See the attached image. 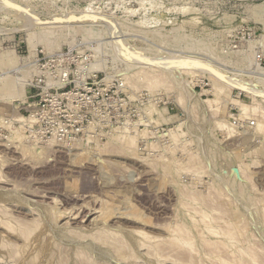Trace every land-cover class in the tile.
Here are the masks:
<instances>
[{"label":"rangeland","instance_id":"rangeland-1","mask_svg":"<svg viewBox=\"0 0 264 264\" xmlns=\"http://www.w3.org/2000/svg\"><path fill=\"white\" fill-rule=\"evenodd\" d=\"M0 61V207L36 223L0 264H264V0H0Z\"/></svg>","mask_w":264,"mask_h":264},{"label":"bare ground","instance_id":"bare-ground-1","mask_svg":"<svg viewBox=\"0 0 264 264\" xmlns=\"http://www.w3.org/2000/svg\"><path fill=\"white\" fill-rule=\"evenodd\" d=\"M158 21V20H157ZM153 22V21H152ZM156 23V22H155ZM151 24V23H150ZM91 31V30H90ZM143 32V31H142ZM124 37V36H123ZM142 37V36H141ZM109 45V44H108ZM117 45V44H116ZM182 52V51H181ZM175 56H177V55H175ZM173 57V56H172ZM8 59V58H7ZM6 59V60H7ZM15 55L14 54H12V56H10V58H9V61H8V63H7V65H9V66H15L14 64L16 63V61H15ZM176 59V58H175ZM184 59V58H183ZM188 59V62L185 60V64L184 65H191V64H193V65H195V67L193 66V68H196V67H198V68H196V70L197 69H199V68H201L200 69V71H206V69H207V67H212V68H214V70H216V72L220 75V78H217V77H215L214 75L212 76V78H213V82H212V85H213V89L215 90V93H216V95H217V99L218 100H220V103H221V101L222 102H224V101H227L229 98V94H230V90L232 89V88H244V85H242L241 84V82H240V79H236L235 78V76L237 77L239 74H237V73H231L230 72V74H233V77H230V76H228V74H229V71L227 70H225V68L223 69L222 67H220V66H218V65H216L215 63H213L212 61H206V60H204V59H199V58H197V57H189V58H187ZM5 60V61H6ZM142 61V60H141ZM176 61V60H175ZM181 61H182V59H181ZM1 62V61H0ZM7 62V61H6ZM143 62V61H142ZM173 62V61H172ZM179 62V61H178ZM220 62V61H219ZM2 63V62H1ZM175 63V62H174ZM180 63H182V62H180ZM2 66V65H1ZM167 66H170V65H167ZM174 66V65H173ZM5 67V66H4ZM7 67V66H6ZM174 67H176V66H174ZM179 67V66H178ZM183 67V66H182ZM186 67V66H185ZM185 67H183V68H185ZM177 68V67H176ZM192 68V67H191ZM103 69V68H102ZM172 69V68H171ZM181 69V68H180ZM180 69H177V70H180ZM173 70V69H172ZM12 71V70H11ZM208 71H209V68H208ZM257 71L259 72V73H262V69H257ZM182 72V71H181ZM251 72V71H250ZM253 72V71H252ZM4 73V72H3ZM189 73V72H188ZM210 74L209 75H211L212 74V72L210 71L209 72ZM12 74V73H11ZM145 76V75H144ZM151 76V75H150ZM155 76V75H154ZM7 77V76H6ZM156 77V76H155ZM154 77V78H155ZM253 77V76H252ZM264 77V76H263ZM145 78V77H144ZM238 78V77H237ZM260 78H262V77H260ZM7 79V78H6ZM12 79V78H11ZM1 80H2V78H1ZM0 80V81H1ZM10 80V79H9ZM11 81V80H10ZM12 82V81H11ZM263 82V81H262ZM6 85V84H5ZM4 88V87H3ZM3 88H1V89H3ZM6 88V87H5ZM238 88V89H239ZM4 90V89H3ZM7 90V89H6ZM242 90V89H241ZM2 91V90H1ZM5 92V91H4ZM4 92H3V94H4ZM7 92V91H6ZM11 92V91H10ZM12 93V92H11ZM6 94V93H5ZM8 94H9V92H8ZM234 102V104H237V106H240V108H241V114H244L245 113V111H247V107L245 106V105H243L241 102H235V101H233ZM225 103V102H224ZM239 108V109H240ZM222 111V110H221ZM223 114H224V112H223ZM29 120V119H28ZM30 120H32V119H30ZM263 122V121H262ZM259 124V123H258ZM261 125V124H260ZM262 125H264L263 123H262ZM262 125L260 126V127H262ZM264 127V126H263ZM261 129V128H260ZM263 130V129H262ZM124 138V137H123ZM20 139H22V137H20ZM127 139V138H126ZM123 140V139H122ZM128 140V139H127ZM126 141V140H125ZM133 142V141H132ZM127 143V142H126ZM130 143V142H129ZM128 143V144H129ZM132 144V143H131ZM26 149H28V148H26ZM26 149H24V151L26 150ZM28 150H26L25 152H23L25 155L28 153L27 152ZM30 153V152H29ZM161 164V163H160ZM171 165V164H170ZM161 166V165H160ZM167 170V169H166ZM164 172V171H163ZM7 181V180H6ZM14 182V181H13ZM9 183H10V181H9ZM8 183V184H9ZM7 184V185H8ZM6 185V184H5ZM10 185V184H9ZM183 192V191H182ZM181 192V193H182ZM32 195H33V193H32ZM206 195H208V194H206ZM217 196V195H216ZM220 196V195H219ZM182 198H183V195L181 196ZM207 197V196H206ZM209 197V196H208ZM45 198V197H44ZM185 198V197H184ZM191 198H192V196H191ZM194 198V197H193ZM197 198V197H196ZM195 198V199H196ZM210 198V197H209ZM214 199H215V197H213ZM179 199H181V198H179ZM189 199V198H188ZM205 199V198H204ZM213 199V200H214ZM185 200H187L186 198H185ZM192 200V199H191ZM199 200V199H198ZM203 200V199H202ZM219 200V199H218ZM188 201H190V200H188ZM193 202H194V200H192ZM197 201V200H196ZM195 201V202H196ZM205 201V200H204ZM182 202V201H181ZM180 201L178 202L179 204L181 203ZM187 202V201H186ZM191 202V201H190ZM194 202V203H195ZM199 202H200V200H199ZM210 202V201H209ZM212 202V201H211ZM184 203H185V201H184ZM216 203V200H215V202H214V204ZM197 204V203H196ZM199 204H201L202 205V203H199ZM186 203L184 204V205H181V206H183V208H186L184 211H186L188 208H190V207H186ZM194 205V204H193ZM198 205V204H197ZM204 205H206L205 203H204ZM16 206V205H15ZM14 206V207H15ZM190 206V205H189ZM192 206V205H191ZM6 207V206H5ZM4 207V205H3V207L1 206L0 207V229L2 228L3 230H4V232H5V234H4V232L3 233H0V246H1V251L2 250H4V249H8V251L10 250V251H13V250H15V254H17L18 255V253L19 252H23V250H21V251H19V249H22V248H24L27 244H28V241L31 239V236L34 234V232H33V230H34V228H32L33 226H35L36 225V223L34 224V225H31L32 224V222H30V221H28L27 220V217L28 216H32V214H34V213H30V215H27V217L26 216H24L23 218L22 217H18V216H15V214L13 215V214H11L12 212H11V210L9 211V209H6ZM132 207V206H131ZM193 207V206H192ZM191 207V208H192ZM17 208V207H16ZM190 208V209H191ZM179 209V208H178ZM181 209V208H180ZM189 209V210H190ZM198 209V208H197ZM213 209V208H212ZM211 209V210H212ZM88 210V209H87ZM183 210V209H182ZM192 210H194V209H192ZM210 210V209H209ZM209 210H208V212H209ZM15 211V210H14ZM31 211V210H30ZM57 211V210H56ZM94 211V210H93ZM177 211V210H176ZM180 211V210H179ZM203 211V210H202ZM207 211V210H206ZM36 212V211H35ZM99 212H101V211H99ZM187 212H189L188 210H187ZM192 212V211H191ZM201 212V211H200ZM16 213H17V210H16ZM20 214H22L21 212H19ZM52 213V212H51ZM60 212H58V214H59ZM95 213V212H94ZM105 213V212H104ZM107 213V212H106ZM106 213L103 215V216H105L106 215ZM190 213V212H189ZM194 213V212H193ZM192 213V214H193ZM196 214L198 213V212H195ZM211 213V212H210ZM66 214V213H65ZM101 214H103V213H101ZM100 214V215H101ZM128 214V213H127ZM188 214V213H187ZM200 214V213H199ZM37 215V214H36ZM35 215V216H36ZM92 215V214H91ZM129 215V214H128ZM139 215V214H138ZM141 215V214H140ZM140 215H139V217H140ZM200 215H202V214H200ZM200 215H198L199 217H200ZM204 215H206V214H204ZM204 215H202L203 217H205ZM208 215V214H207ZM212 215V214H211ZM63 216V215H62ZM59 217L57 214H56V217H57V219H58V217L59 218H63V217ZM88 216V215H87ZM90 216V215H89ZM102 216V218L103 219H105V217L107 216H105V217H103ZM108 216H110V215H108ZM107 216V217H108ZM112 216V215H111ZM110 216V217H111ZM188 216V215H187ZM215 216V215H214ZM213 216V217H214ZM107 217H106V219H107ZM109 217V218H110ZM122 217V216H121ZM198 217V218H199ZM209 217V216H208ZM208 217H206V218H208ZM211 217V216H210ZM39 218V217H38ZM96 218H98V217H96ZM143 218V217H142ZM188 218V217H187ZM191 218V217H190ZM194 218H196V216H194ZM205 218V219H206ZM70 219V218H69ZM73 219V218H72ZM102 219V220H103ZM113 219V218H112ZM121 219H123V220H126L127 222H130L131 224L133 223V224H137V225H142V223H141V221H140V219L139 218H136V219H132V218H130V217H122ZM189 219V218H188ZM200 220H201V217L199 218ZM215 220H216V218H214ZM37 220H39V219H37ZM53 220H54V222H55V219L53 218ZM98 220V219H97ZM96 220V221H97ZM118 220V219H117ZM143 220V219H142ZM183 220V219H182ZM210 219L208 218V221H209ZM35 222H36V220H34ZM106 221V220H105ZM190 221H192V220H190ZM193 221L195 222V219H193ZM198 221V220H197ZM202 221H204L203 220V218H202ZM211 221H213V224H214V220L213 219H211ZM39 222H40V220H39ZM84 222V221H83ZM126 222V223H127ZM146 222V221H145ZM200 222V221H199ZM215 222H217V221H215ZM177 222H175L174 224H176ZM178 223L179 224H183V223H181V222H179L178 221ZM177 223V224H178ZM192 223V222H191ZM206 223V222H205ZM207 223H209V225H210V222H207ZM41 224V223H40ZM40 224H39V226H40ZM93 224V223H92ZM145 224V223H144ZM143 224V225H144ZM176 224V225H177ZM178 224V225H179ZM193 224H195V223H193ZM192 224V225H193ZM69 225V224H68ZM142 225V226H143ZM177 225V226H178ZM202 225V224H201ZM200 225V226H201ZM205 225V224H204ZM209 225L207 224V228L209 227ZM215 225V224H214ZM39 226H37V227H39ZM102 226V225H101ZM199 226V225H198ZM216 226L217 225H215V228H216ZM233 226V225H232ZM237 226V225H236ZM175 227L176 226H174L173 228L175 229ZM179 227V226H178ZM178 227H176V228H178ZM193 227H195V226H193ZM193 227H192V229H193ZM221 227V226H220ZM226 227H228V225L226 226ZM170 228V227H169ZM180 228V227H179ZM210 228V227H209ZM212 228H213V226H212ZM212 228H210V232H212L213 234H218L219 235V233L216 231V229H214L215 231H213V229ZM218 228V227H217ZM223 228V227H222ZM234 228H236V230H237V227H234ZM38 229V228H37ZM172 229V228H171ZM174 229H172V230H174ZM186 229L187 228H185L184 226L182 227V228H180V229H175V230H177V232H176V234H175V238H174V242L176 241V245H175V243H174V245H175V247L177 246V243H179V250L181 249L180 248V246H183L184 248H186L187 250H189V253H191V254H193V252H192V249L195 251V247L193 248V246H194V244L193 243H191V239L192 238H194V237H192V236H190L191 238L188 240V238L186 239L185 237H186V235H185V233L187 232L186 231ZM195 229H196V227H195ZM195 229H194V231H195ZM204 229V228H203ZM231 229V228H230ZM36 230V229H35ZM74 230V229H73ZM104 230V229H103ZM190 230V229H189ZM199 230V229H198ZM206 230V229H205ZM234 230V229H233ZM235 230V231H236ZM241 230V229H240ZM102 231V230H101ZM169 231V230H168ZM201 231V230H200ZM200 231H198V232H200ZM223 230H219V232H222ZM33 232V233H32ZM131 232V231H130ZM170 233H172V231L170 230L169 231ZM224 232H226V230H224ZM129 233V232H128ZM168 233V232H167ZM174 233V232H173ZM197 233V232H196ZM206 233H208V230H207V232ZM211 233V234H212ZM228 233V232H227ZM230 233V232H229ZM233 233V232H232ZM234 233H237V232H234ZM234 233H233V235H234ZM241 233V232H240ZM239 233V234H240ZM247 233V232H246ZM4 234V235H3ZM32 234V235H31ZM133 234H134V232H133ZM142 235V236H144V238L145 237H147V238H149L150 239V237H152V236H150L149 237V235L147 236V234L146 233H144L143 231H141L140 229H138L137 231H135V235ZM198 234V233H197ZM210 234V235H211ZM222 234H224V244L225 245H227V244H230V246L232 245V243H233V240L231 239L232 237H233V239H235V236L236 235H234V236H231L232 234H225V233H222ZM238 234V235H239ZM190 235H191V233H190ZM208 235H209V233H208ZM173 236V235H172ZM198 236V235H197ZM221 236V235H220ZM219 236V237H220ZM189 237V236H188ZM209 237V236H208ZM215 237V236H214ZM218 237V239H222V237H220L219 238ZM230 239H229V238ZM240 237H241V234H240ZM138 238H139V236H138ZM144 238H141V236H140V239H144ZM147 238H145V239H147ZM158 238V237H157ZM170 238V237H169ZM202 238V237H201ZM204 238V237H203ZM212 238H213V236H212ZM217 238V237H216ZM12 239H14V241H15V243H13L14 241H12ZM42 239H44L43 237H42ZM46 239V238H45ZM172 239H173V237H172ZM237 239H238V236H237ZM237 239H235L234 240V242H237L238 240ZM21 240V244H22V246H18L17 245V243H16V241H20ZM34 240V239H33ZM32 240V241H33ZM39 240H41V239H39ZM155 240V239H154ZM202 240V239H201ZM243 240V239H242ZM141 241V240H140ZM145 241V240H144ZM147 241V240H146ZM145 241V242H146ZM153 241V240H152ZM156 241H158V240H156ZM155 241V242H156ZM166 241V240H165ZM168 241V240H167ZM193 241H194V239H193ZM249 241V240H248ZM30 242V241H29ZM36 242V241H35ZM43 242L45 243V240H43ZM148 242H149V240H148ZM154 242V243H155ZM195 242V241H194ZM207 242H210V240L208 241L207 240ZM216 242H218V241H216ZM215 242V243H216ZM246 242V241H245ZM34 243V242H33ZM32 243V244H33ZM38 243H40V241L38 242ZM142 243H143V241H142ZM147 243V242H146ZM153 243V242H152ZM157 243V242H156ZM155 243V244H156ZM200 243V242H199ZM203 243H204V240H203ZM212 243V242H211ZM211 243H210V245H211ZM219 243H221V242H219ZM218 243V245H217V243H216V245L217 246H219L220 244ZM240 243H241V241H240ZM239 243V244H240ZM19 244V243H18ZM148 244V243H147ZM149 244H151V242H149ZM171 244H173V242H171ZM200 244H202V243H200ZM205 244H207V243H205ZM209 244V243H208ZM213 244H214V242H213ZM212 244V245H213ZM222 244H223V242H222ZM223 244V245H224ZM235 244V243H234ZM233 244V245H234ZM242 244H246V243H242ZM242 244H241V247H243L242 246ZM29 245V244H28ZM40 245H41V243H40ZM142 245H144V244H141V246ZM193 245V246H192ZM203 245V244H202ZM209 245V246H210ZM224 245V246H225ZM249 245H250V243H249ZM252 245V244H251ZM32 246V245H31ZM127 246V245H126ZM151 246V245H150ZM150 246L148 247V248H150ZM155 246V245H154ZM167 246H168V244H167ZM170 246V245H169ZM173 246V245H172ZM171 246V247H172ZM197 246V245H196ZM217 246H213V247H216L217 248ZM229 246V245H228ZM239 246V245H238ZM246 246V248H249V246L247 247V245H245ZM18 247H19V249H18ZM29 247H30V245H29ZM130 247V246H129ZM157 247H159L158 245H157ZM156 247V248H157ZM176 247V248H177ZM202 247H205V245L204 246H202ZM212 246H210V248H213ZM221 247H222V245H221ZM227 247V246H226ZM225 247V248H226ZM232 247V246H231ZM230 247V248H231ZM251 247V246H250ZM26 248H28V247H26ZM155 248V249H156ZM161 248V247H160ZM184 248H182V249H184ZM210 248H207V249H209L207 252L209 253V251H211L210 250ZM219 248H220V246H219ZM233 248H234V246H233ZM240 248V247H239ZM239 248H237L238 250H239ZM81 249V248H80ZM181 249V250H182ZM201 249V248H200ZM205 249H206V247H205ZM222 249H224L223 247H222ZM227 250H228V248H226ZM237 249H235L236 251H237ZM252 249V248H251ZM250 249V250H251ZM6 250H4V251H6ZM25 250V249H24ZM76 250V249H75ZM154 250V249H153ZM177 250V249H176ZM215 250H217L218 251V248L217 249H215ZM225 250V249H224ZM232 250V249H231ZM231 250H229V251H231ZM249 250V249H248ZM250 250L249 251H247V250H244V249H241L240 250V253H241V255H240V260L239 259H237L238 260V264H245V261L246 260H248V262L250 263V264H252L251 262H250V260H252L253 259V261H254V258H253V256H252V254H250L249 252H250ZM256 250V249H255ZM254 250V251H255ZM80 251H82V250H80ZM184 251H185V249H184ZM183 251V252H184ZM202 251V250H201ZM220 251V250H219ZM226 251V250H225ZM228 251V252H229ZM254 251H252V252H254ZM78 252V251H77ZM132 252V251H131ZM158 252L160 253V250H158ZM212 252H214V255L217 253V252H215V251H212ZM221 252H223V251H221ZM227 252V251H226ZM226 252H224L223 253V255L226 253ZM251 252V253H252ZM256 252V251H255ZM10 253V252H9ZM83 252H81V254H82ZM149 253V252H148ZM147 253V254H148ZM189 253H187V256L186 257H189L188 255H189ZM197 253V252H196ZM199 253V252H198ZM197 253V254H198ZM202 253H204V252H202ZM257 253H258V251H257ZM256 253V254H257ZM0 254H2V253H0ZM75 254H77V253H75ZM74 254V255H75ZM84 254V253H83ZM151 254V253H150ZM149 254V255H150ZM158 254V253H157ZM181 254V253H180ZM184 254V253H183ZM197 254H195L194 253V255L196 256ZM210 254H211V252H210ZM228 254V253H227ZM231 254V253H230ZM236 254V253H235ZM239 254V253H238ZM14 254L12 253V256H13ZM78 255V254H77ZM154 255H155V253H154ZM193 255V256H194ZM200 255H202V254H200ZM200 255H198V257L200 256ZM205 255H207V254H205ZM220 255H221V253H220ZM233 255V254H232ZM232 255H230L231 257H232ZM251 255V256H250ZM261 255V254H260ZM263 255V254H262ZM5 256H6V254H5ZM162 256H164V255H160L159 257H158V260H159V258H161ZM174 256H175V254H174ZM179 256V255H178ZM184 256H185V254H184ZM204 256V255H203ZM212 256H213V254H212ZM212 256H210L209 255V257H212ZM229 256V257H230ZM235 255H233V257H234ZM2 257V256H1ZM75 257V256H74ZM156 257H157V255H156ZM168 257H170V255H168ZM167 257V258H168ZM172 257V256H171ZM170 257V258H171ZM197 257V256H196ZM222 257V256H221ZM226 257V256H225ZM236 258H239V257H237V255L235 256ZM234 257V258H235ZM247 259H246V258ZM3 258V257H2ZM8 260H9V258H8V256L6 257ZM11 258V257H10ZM15 258V257H14ZM14 258H13V262H14ZM16 258H18V257H16ZM15 258V259H16ZM58 258V257H57ZM68 258V257H67ZM77 258V259H76ZM75 259L77 260V261H79V257H76ZM80 258H81V256H80ZM91 258V257H90ZM165 258L166 257H164L163 258V260L165 261ZM170 258H168L167 260H169ZM178 258V257H177ZM216 258H217V256H216ZM216 258H215V260H216ZM222 258H224V257H222ZM246 259L245 261L243 260V259ZM256 258V257H255ZM259 257L257 256V259H258ZM3 259H5V258H3ZM12 259V258H11ZM11 259H10V262L12 263V261H11ZM173 259V258H172ZM193 259H195V257L193 258ZM204 259H205V257H204ZM210 259V258H209ZM230 260H232L231 258H229ZM262 259V258H261ZM17 260V259H16ZM60 260H62V259H60ZM59 260V261H60ZM68 260V259H67ZM81 260V259H80ZM156 260V259H155ZM166 260V261H167ZM207 260V259H206ZM220 260H222L221 258L219 259V261ZM235 260V259H234ZM2 261V260H1ZM82 261V260H81ZM84 261H86V260H84ZM88 261V260H87ZM159 261H161V260H159ZM158 261V262H159ZM174 261H176V260H174ZM190 261H192V260H189V262ZM195 261H196V259H195ZM198 261V260H197ZM196 261V262H197ZM205 260H203L202 262H204ZM209 261V260H208ZM207 261V262H208ZM217 261H218V258H217ZM216 261V262H217ZM225 261V260H224ZM261 261V260H260ZM4 262V261H3ZM10 262H8L7 261V263L9 264ZM91 262H92V260H91ZM206 262V261H205ZM206 262V263H207ZM212 262V261H211ZM210 262V263H211ZM216 262H214V263H216ZM227 262V261H226ZM235 263L234 264H236L237 262L236 261H234ZM83 263V262H82ZM86 263V262H85ZM156 263V262H155ZM160 263V262H159ZM185 263V262H184ZM201 263V262H200ZM222 264H225V263H223V262H221ZM228 263H229V261H228ZM232 263V262H231ZM88 264V263H87ZM199 264V263H198ZM202 264V263H201ZM207 264H209V263H207ZM256 264H257V262H256ZM258 264H261V262H259Z\"/></svg>","mask_w":264,"mask_h":264}]
</instances>
